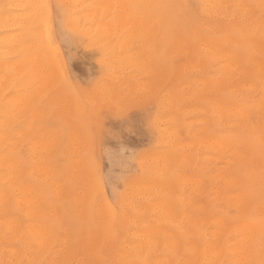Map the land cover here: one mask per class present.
Segmentation results:
<instances>
[{
    "label": "rangeland",
    "instance_id": "obj_1",
    "mask_svg": "<svg viewBox=\"0 0 264 264\" xmlns=\"http://www.w3.org/2000/svg\"><path fill=\"white\" fill-rule=\"evenodd\" d=\"M200 2L0 0L1 264L25 162L26 264H264V0Z\"/></svg>",
    "mask_w": 264,
    "mask_h": 264
},
{
    "label": "bare ground",
    "instance_id": "obj_2",
    "mask_svg": "<svg viewBox=\"0 0 264 264\" xmlns=\"http://www.w3.org/2000/svg\"><path fill=\"white\" fill-rule=\"evenodd\" d=\"M29 1V0H28ZM35 1V0H34ZM37 1V0H36ZM116 1V0H115ZM170 1V5H169V11H170V16H171V20H173V18L178 14V10H179V5H178V0H169ZM229 1V0H228ZM201 2H203L202 4L203 7H205L206 9H212L214 11H217L218 9L221 8V5L223 3H225V0H201ZM200 2V3H201ZM237 2V1H236ZM251 2V1H250ZM30 3V2H29ZM28 3V4H29ZM238 3V2H237ZM31 4V3H30ZM38 4V3H37ZM159 4V3H158ZM239 4V3H238ZM202 6V5H201ZM240 6V5H239ZM202 8V7H201ZM231 8V7H230ZM237 8V7H236ZM235 8V9H236ZM204 9V8H203ZM227 9V8H225ZM242 9V8H241ZM244 10V9H243ZM241 11V10H240ZM231 12V11H230ZM210 13V12H209ZM227 13V12H226ZM40 14V13H39ZM33 15V14H32ZM188 15V14H187ZM204 15V14H203ZM216 15V14H215ZM214 15V16H215ZM218 15V14H217ZM206 16V15H205ZM241 16V15H240ZM252 16V15H251ZM72 17V16H71ZM199 17H204V16H200ZM198 18V17H197ZM199 18V19H200ZM207 18V17H206ZM229 18V17H228ZM248 18V17H247ZM212 19V17H211ZM215 19V18H214ZM224 20V19H223ZM194 21V20H193ZM219 21V20H218ZM195 22V21H194ZM176 24V23H175ZM227 24V23H225ZM204 28V27H203ZM209 30V29H208ZM207 31V30H206ZM215 31V30H214ZM211 33V30L210 32ZM229 33V32H228ZM41 36V35H40ZM200 46V45H199ZM198 46V47H199ZM40 48V47H39ZM218 56V55H217ZM216 57V56H215ZM34 63V62H33ZM199 68V67H198ZM245 142V141H244ZM247 144V143H246ZM223 145V144H222ZM223 147V146H222ZM26 148V147H25ZM31 152V151H30ZM31 157V156H30ZM80 164V163H79ZM22 180L20 181V193L21 196L19 198L20 202H21V206H22V210L20 211L21 213H16V212H10V217L9 220L10 221V226H9V234H10V240L11 243L9 244V248H8V253H9V259L10 260V264H26V162L24 163V165L22 166ZM46 175V174H45ZM48 176V175H47ZM37 177V176H36ZM43 177V176H42ZM38 178V177H37ZM56 189V188H55ZM18 190V189H17ZM35 195L39 196L41 194L40 190L38 189H34ZM28 203V202H27ZM19 204V203H18ZM17 204V205H18ZM20 206V205H19ZM75 208V207H74ZM4 220V219H3ZM248 224V222H247ZM37 225H39L40 227L43 225L48 226L45 221L43 220H38ZM8 227V226H7ZM32 228V227H31ZM33 229V228H32ZM35 229V228H34ZM40 230V229H39ZM38 230V231H39ZM29 231V230H28ZM206 231V230H205ZM37 232V231H36ZM141 232V231H140ZM148 232V231H147ZM31 233V232H30ZM41 233V232H38ZM44 233V232H43ZM42 234V233H41ZM142 234V233H141ZM4 235V233H3ZM8 235V234H7ZM32 235V234H31ZM146 235V234H145ZM42 236H44L42 234ZM40 236V237H42ZM209 236V235H208ZM45 237V236H44ZM147 237V236H146ZM34 238V237H33ZM9 239V238H8ZM45 239V238H44ZM191 242V241H190ZM126 243V242H125ZM43 246V245H42ZM200 251V250H199ZM4 252V251H3ZM2 252V253H3ZM1 253V252H0ZM50 254V253H49ZM6 255V254H5ZM4 256V255H3ZM6 257V256H5ZM189 259V263L190 261L196 264H202L201 263V252H197V253H192L190 255ZM4 260V259H3ZM7 260V261H8ZM204 260V259H202ZM67 262V261H66ZM187 262V261H186ZM185 262V264H186ZM1 264V263H0Z\"/></svg>",
    "mask_w": 264,
    "mask_h": 264
}]
</instances>
